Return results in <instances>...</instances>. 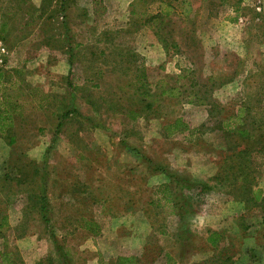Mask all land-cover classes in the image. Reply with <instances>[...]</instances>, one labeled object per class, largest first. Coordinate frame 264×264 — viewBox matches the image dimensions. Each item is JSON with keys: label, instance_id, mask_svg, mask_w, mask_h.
Segmentation results:
<instances>
[{"label": "rangeland", "instance_id": "1", "mask_svg": "<svg viewBox=\"0 0 264 264\" xmlns=\"http://www.w3.org/2000/svg\"><path fill=\"white\" fill-rule=\"evenodd\" d=\"M62 1L22 0L24 8H19L18 0H0V23L9 19L11 32L9 38L0 39L10 53L1 70L4 82L0 95L6 92L20 103L15 117L17 143L0 136V210L8 216V225L0 230V264L1 254L8 251L15 253V264H117L118 255L143 257L144 264H194L205 259L208 264H264L262 208L251 201L252 188L261 187L264 195V16L258 15L264 0H246L249 9L239 23L223 20L226 15H235L232 6L221 8L216 16L210 14L213 8L208 0H190L198 12L186 18L182 12L172 13L169 25L175 35L183 37L188 32L191 36L189 17L195 14L197 32L192 38L199 46L196 62L203 64L198 77L215 81L209 95L219 107L218 114L227 116L243 103L252 106V114L245 120L251 130L243 137L224 134L220 123L215 124L214 131L202 132L206 131L201 125L208 120L210 106L189 103L182 96L161 95V89L154 91L162 103L161 117L148 118L145 112L130 123L124 115L106 111L102 121L112 128H95V120L85 124L76 115L67 118L56 134V121L49 116L59 113V108L70 101L63 24L72 45L78 44L71 78L80 86L84 77L92 75L89 65L96 63L91 52H99V48H106L107 53L114 47L136 50L149 62L152 83H189L188 78L176 82V77L192 66L186 55H163L162 49L156 48L158 38L153 28L127 22L133 7L139 14L146 10L144 2L133 0L129 6L130 0H64L68 1L64 6ZM172 1L181 11L185 0ZM159 8L157 1L150 11ZM35 11L40 19L28 25L29 15ZM54 34L60 36L51 38ZM83 46L86 49L80 54ZM114 58L101 57L97 64L113 66ZM129 63L125 62V67L136 66V62ZM133 70L108 72L101 81L102 89L99 87L105 91L102 94L110 86L117 91L125 89L126 82L135 78ZM125 91L120 94L128 95ZM76 103L83 113L90 111L77 97ZM136 108L141 110L142 106L136 102ZM180 115L191 129H199L194 135L184 131L167 137L164 126ZM128 129H135V134L126 137ZM22 152L24 155L19 156ZM45 156L51 168L47 190L42 169L36 167L37 163L43 166ZM147 157L167 172L154 171ZM241 167L249 172L246 188L237 184V177L244 175ZM168 172L181 185L174 192L178 204L183 205L178 211L185 214V220L179 219L160 191L164 184H171ZM45 192L51 226L39 211ZM238 194L248 195L249 210ZM243 213H250L246 217L251 224L248 229L239 225ZM86 219L97 223L92 226L95 232L85 227ZM183 229L191 236L185 245L176 241ZM214 230L225 232L216 248L206 241ZM221 248L230 249V260ZM165 251L172 252L176 261L167 259Z\"/></svg>", "mask_w": 264, "mask_h": 264}, {"label": "trees", "instance_id": "2", "mask_svg": "<svg viewBox=\"0 0 264 264\" xmlns=\"http://www.w3.org/2000/svg\"><path fill=\"white\" fill-rule=\"evenodd\" d=\"M157 1L160 2V8L159 10L152 13L150 11V6L152 5V3L157 2ZM215 1L216 0L207 1V3L210 4L211 10L213 8V5H215ZM67 2L68 1H66L65 3V1L63 0L62 4L65 6L68 4ZM140 2H144V4L147 6L146 10L144 9L139 15V11L133 7L131 9V12L133 14L139 15L138 18L133 21L135 23H138L140 26H149L151 29L153 28L154 30L153 29L152 30L155 36H157L158 41L162 44L163 48L168 54H171V53L183 54L190 58V60L192 61V66L183 69V72L179 74V76L176 77V82H178L177 80L179 78H186V79L188 78L187 80L190 82L189 83L185 82V83H182L181 85L179 84L171 85L167 81H160L158 83H152L148 79L147 69L144 66L145 65L144 62L140 61L142 59L140 58L138 59L136 53H133L129 49L125 50L123 47H114V48H111V50H114V52L110 50L107 53L106 48H102L100 53H92V56L96 57L97 59L101 57L105 58L106 56H109V55H115L113 66H108L109 64L105 63V65L103 66L104 68H102L98 65L96 68L98 70L93 73V78L88 77L86 78L85 84L81 86L77 85L75 82H73L71 75L73 74V68H74V65L76 64V58L78 57V51L76 49L78 44L76 46L72 45L71 38L69 37L70 36L69 30H67L65 24H63L62 27L64 31L62 32V35H63V41L66 42V44L63 47V50H65L64 52L68 55V61L70 64V71L67 75V89L70 91V95H69L70 101L64 104L63 108H59L62 112L60 111L59 113H54L56 114V119H57L56 124H55V128L57 129L56 134L61 130L62 126L65 125L66 123L65 120L67 118L76 116V115L79 116L80 114L82 115L76 103V97L78 98V96L80 95V91H84L85 94L83 95L87 97L88 102L94 108L93 111L96 114L100 115L101 119H102L101 111L103 110L104 112L113 111V112H118L124 115V117H126L129 121H131L130 123H134L140 117L145 115V112L148 118L150 116L161 117L160 110H161L162 103H159L157 101V98L154 97L155 95L154 91L156 89H161L160 91L161 95H167L169 97L182 96L183 99L189 103L206 104V105L208 104L210 106V108L207 107L209 109L208 110L209 111L208 120L207 122L201 125V127H203L204 130L206 131H202V132L208 133V132L214 131V128L216 127L215 124L220 123L221 126H219V128L223 131L224 134L225 133L230 134V135L237 134L240 137L241 136L243 137L245 136V134H248V131L251 129L246 126L245 120L247 117H249V115L252 114V106L248 104L246 105L243 103L242 105L238 106L234 112L230 113L227 116L218 114L216 110H219V107L218 105H216V102L212 100V95H209L211 88H213L215 85V81H213V79L211 78H207L206 80L201 81V79H199L198 77V73L201 71L202 69L201 67L203 64H198L196 62L197 54L195 51L199 49V46L194 42L195 40L192 38L194 37L193 32L194 33L197 32L196 30L197 20H196L195 14L194 16L190 15L189 17V21L192 24V30H193L191 36L187 32V33H184L185 36L179 37V35H175V33H173L172 29L169 26L172 21V17H171L172 13L178 12L177 14H179L180 12H182V15H184V17L186 18L188 17L189 13L192 14V13L198 12V8L193 7L192 2L190 0L184 1V4L181 6V11L178 10L179 9L178 6L175 5V3L172 0H137L136 3L139 4ZM18 4H19V8H24V6H22V0H18ZM134 5L135 3H133V6ZM30 7H28L27 10H29ZM147 8L150 11L149 13L147 12ZM63 9L65 10V7H63ZM238 9H240V7L236 8L237 11ZM213 10L217 11L215 8H213ZM35 13L36 11L33 14L29 15L31 19L27 21L28 25H31V23H36L37 20L40 19V15L35 16ZM260 14L261 16H264V12L259 13L258 15ZM143 15L148 16V17L142 20V18L140 17H142ZM5 16L8 17V14ZM45 18L46 20L49 19L48 17H45ZM228 18L231 22H236L238 20V15L234 17L229 16ZM7 20L9 19H4L0 23V39L3 38V36H6L9 38L11 34L10 29L8 28ZM10 20L15 22L17 19L10 18ZM184 23H187V21L180 22V24H184ZM15 25H16L15 23L10 25L12 30ZM48 25H50V23H48ZM127 31H131V29L130 30L127 29ZM4 32L6 33V35L4 34ZM55 36H60V34L51 35V38H54ZM103 36L100 38L103 39L104 38ZM4 41L7 42L6 40ZM98 42H100V40H98ZM121 53L126 54V55H123ZM137 59L138 61H140V63H138L136 66V72L134 74L135 78L131 81L126 82V88H125L126 91L125 89H121V87L120 89H118V91L113 90V88L110 86V88L106 90L107 91L106 94H102L103 92H105L104 90L99 89V87H101V89L103 87L102 82L89 83V81L93 82V80H97V78H103L105 76V73L107 72L117 71L118 69H121V70L132 69V67H125V62H127L128 65H130L129 62L135 63L137 62ZM110 67L112 68L111 70L108 69ZM3 77H4V72L0 71V85H2V83L4 82ZM127 88H129V90H127ZM123 91L127 92L128 95H126L125 93L120 94ZM135 94H137L136 99H134ZM124 95L128 97L127 100H124L123 98ZM136 102L142 106L141 110H138L136 108ZM128 103H131V105H129ZM19 109H20L19 101L13 99L11 94H8V93L6 94L5 92L0 95V133L2 134L6 133L5 136L9 139L8 140L9 143H14L16 141L17 136L15 135L13 127L15 125V117L16 115L19 114ZM215 111L217 112V114L215 113ZM89 120H94V118L89 117ZM122 121L124 122L125 120H122ZM211 122L213 123L210 125ZM198 129L196 128L191 129L189 124L184 120L183 116L181 115L174 118L172 121H169L164 126V131L166 132L167 130L165 134L167 137H170L172 135H175L179 132H184V131H189L192 135H194V132ZM135 132H136L135 129H131V130L128 129V131L126 132V137L134 135ZM262 132L264 133V131ZM122 141H124V143H127L125 138ZM129 149L133 151L131 146L129 147ZM21 155H24V152L19 154V156ZM45 157L46 159L42 161L43 166H40L39 163H37L36 167L38 168V170L40 168L42 169L43 175L41 178H42V181L45 182V187L47 190V185H48L49 179L51 178L50 177L51 168L49 167V164L47 161L48 157L47 156ZM146 160L148 161V163L153 165L152 168L154 171L157 169L164 173L167 172V169L165 167L163 166L158 167L156 163L153 160L149 159L148 157L146 158ZM241 169H242L241 172H244V175L240 173L242 175H239V177H237L238 188H241V187L246 188L247 183H249V172L246 173V168L244 167H241ZM167 176L169 180L171 181L172 185L170 183H166L164 184V186H162L160 191L163 193V197L165 198L166 202L168 203L170 202V204H172V207H174V212L178 214L179 219L185 220V214L182 211H178V209H181L183 205L178 204L179 203L178 197L175 195V192H174V191H177L180 188L179 186L181 185H179V182L176 176L173 175V173L168 172ZM188 184H190V182ZM182 185H183L182 187H185L184 182ZM262 191L263 190L261 189V187L252 188L251 190L252 200L251 201L255 205L260 206V208L263 209V210L261 209V223L264 224V208H263L264 207V195ZM242 194L237 195L239 196L238 199L243 201L245 204H247V206H245V209L249 210L250 207H248V202L251 203V201L249 199L247 200L248 195H242ZM39 209L47 225L51 226L52 219L49 214L50 213L49 197L46 194V192L41 195ZM2 213H3L2 210H0V216H2L0 220V230L1 228L3 229L4 227L8 225V216L2 215ZM249 214L250 213L241 214L240 221H242V223L239 225L244 229H248L251 226V224L249 223V220L246 219V217ZM93 225L97 226V223L86 219L85 227L88 230L95 232V230L92 228ZM187 233L188 231L186 232V230L184 229L181 230V232L177 234L176 241H181L183 242L182 244L185 245L184 242L188 241L191 237V236H188ZM223 233L225 232H220V231H215V230L210 231V233L206 237V241L208 242L207 244H209L212 248L218 247L223 237ZM183 237H186L187 239H184ZM149 245L150 244H148V246ZM179 245L181 246V244ZM221 252L223 254L228 253L227 258H226L227 260H230L232 258L231 257L232 255L230 254V249L221 248ZM164 256L170 261H173V262L176 261L175 259L176 256L170 251H165ZM1 257H2V264H15L16 262L15 253H12L11 251L3 252L1 254ZM116 260H117V264H135L134 260H137L140 264H144L143 257L137 256V255L136 256L118 255L116 257ZM208 263H209V260L205 259L202 262H196L194 264H208ZM223 263H225V260H223ZM247 264H250V263H247Z\"/></svg>", "mask_w": 264, "mask_h": 264}, {"label": "crops", "instance_id": "3", "mask_svg": "<svg viewBox=\"0 0 264 264\" xmlns=\"http://www.w3.org/2000/svg\"><path fill=\"white\" fill-rule=\"evenodd\" d=\"M232 3H229L228 4V0H216L215 1V5H213V8H215L217 11H212V12H210V14H212V13H214L216 16H218L219 15V11L221 10V8L222 9H225L226 8V6L228 5V6H232L233 7V13L235 14L234 16H236V15H238V20L236 21V22H231L230 20H229V16H232V15H226L225 17H223V20H226V21H229V22H231V23H239L241 20H244V18H245V10H247V9H249V7L247 8V1L246 0H230ZM133 2V0H130V1H128V4H129V6H130V4ZM97 6V5H96ZM133 6V5H132ZM209 7H210V4H209ZM237 7H240V9H238V11L236 10V8ZM264 7H263V5H260V7H258V9H260L259 11H260V13L261 12H264V9H263ZM150 12V11H149ZM128 16H126V20H127V22L129 21V20H136L137 18H138V16L140 15H136V14H133L132 12H131V10H129L128 11ZM259 14V13H258ZM145 15H143L142 17H144ZM234 16H232V17H234ZM142 17H140V18H142ZM128 33H130L131 34V32L130 31H127ZM98 33V32H97ZM99 34V33H98ZM102 37V36H101ZM152 38L155 40V36L152 34ZM155 45H156V48L159 50V49H162V52H163V55L164 54H168L166 51H165V49L163 48V46H161L162 44L159 42V41H155ZM158 45V46H157ZM86 49V46H83L81 49H80V51H79V53L81 54V51L82 50H85ZM99 50L101 51V48H99ZM100 51L99 52H97V51H92L91 52V55H92V53H100ZM165 52V53H164ZM133 53H136L137 54V57H138V59L140 58V59H142V60H140V61H143L144 62V66L146 67V69H147V74H148V79L150 78V74H149V62L148 61H146L147 60V58L146 57H144V56H142V55H140V53H137L136 52V50H135V52H133ZM177 55V54H176ZM138 59H137V62H136V66H137V64L138 63H140V61H138ZM92 61H95V63L96 64H91V65H89V67H90V69L92 70V75H90V76H86V77H84V84L86 83V78H93V73L95 72V71H97L98 69H96L97 68V66H98V62H97V58L96 57H94L93 56V60ZM67 62H68V64H69V61H68V58H67ZM80 62V61H79ZM70 65V64H69ZM136 66L135 67H132V70H133V68H135V70H133V72H134V74H135V72H136ZM108 73V72H107ZM107 73H105V76H106V74ZM105 76L103 77V78H97V80H93V82H91V81H89V83H95V82H101L103 79H105ZM150 80V79H149ZM100 97V96H99ZM77 100H78V102L82 105L83 103H84V105H86L87 106V108L88 109H90V111H88V112H85L84 111V113L80 110V113H82V115L80 114L78 117L82 120V122L83 123H85V124H90L88 121H94L95 120V123L93 124V126H95V128H99V127H104V128H112V125H106V124H104L103 123V116L104 115H102V119L100 118V115H98V114H96L93 110H94V108H93V106L88 102V100H87V97H85V96H81V95H79L78 96V98H77ZM102 112H104V111H101V114H102ZM106 112V111H105ZM111 113H118V112H113V111H110ZM119 114V113H118ZM107 116H110V115H107ZM51 119H53L54 121H57V119H56V114H51V116H49ZM89 117H93L94 118V120H89ZM17 124H16V122H15V125H14V127H13V129H14V132H15V135H17L16 134V126ZM41 128V127H40ZM40 128H39V130L38 131H40ZM4 135H5V133H0V136H2L3 138H4ZM5 139V138H4ZM6 140V139H5ZM16 140H17V137H16ZM16 142V141H15ZM14 142V143H15ZM17 143V142H16Z\"/></svg>", "mask_w": 264, "mask_h": 264}, {"label": "built area", "instance_id": "4", "mask_svg": "<svg viewBox=\"0 0 264 264\" xmlns=\"http://www.w3.org/2000/svg\"><path fill=\"white\" fill-rule=\"evenodd\" d=\"M9 55L8 47L2 40H0V71L3 69V66L7 64Z\"/></svg>", "mask_w": 264, "mask_h": 264}]
</instances>
